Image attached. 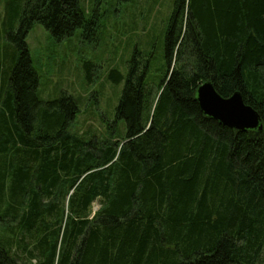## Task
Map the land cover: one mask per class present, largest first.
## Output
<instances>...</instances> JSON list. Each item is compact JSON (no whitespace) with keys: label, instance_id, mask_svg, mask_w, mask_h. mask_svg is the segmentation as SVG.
Returning a JSON list of instances; mask_svg holds the SVG:
<instances>
[{"label":"trees","instance_id":"trees-1","mask_svg":"<svg viewBox=\"0 0 264 264\" xmlns=\"http://www.w3.org/2000/svg\"><path fill=\"white\" fill-rule=\"evenodd\" d=\"M6 12L0 264H264V0H174L160 79L137 52L126 76L109 71L125 79L116 118L127 132L103 144L70 131L72 94L39 98L27 43L36 23L58 41L80 28L91 39L96 14L81 0H7ZM206 81L240 91L263 128L205 115Z\"/></svg>","mask_w":264,"mask_h":264},{"label":"rangeland","instance_id":"rangeland-1","mask_svg":"<svg viewBox=\"0 0 264 264\" xmlns=\"http://www.w3.org/2000/svg\"><path fill=\"white\" fill-rule=\"evenodd\" d=\"M81 3L87 13L98 18V32L93 38L84 36L80 28L74 35L58 41L41 23H36L27 36L40 76L38 96L49 101L63 92L72 94L78 100L79 112L70 131L102 144L118 142L127 132L125 120L116 118L125 79L116 83L108 77L109 71L117 68L126 76L129 61L137 52L143 59L153 57L149 80L156 83L160 79L164 68V32L174 0H81ZM6 5L7 0H0V59L12 49L5 34ZM86 63L91 65L90 79ZM67 205L68 200L66 212ZM100 206L95 201L92 214Z\"/></svg>","mask_w":264,"mask_h":264},{"label":"water","instance_id":"water-1","mask_svg":"<svg viewBox=\"0 0 264 264\" xmlns=\"http://www.w3.org/2000/svg\"><path fill=\"white\" fill-rule=\"evenodd\" d=\"M197 99L205 115L224 125L239 130L263 128L260 113L244 101L240 91L224 97L212 81H206L198 87Z\"/></svg>","mask_w":264,"mask_h":264}]
</instances>
